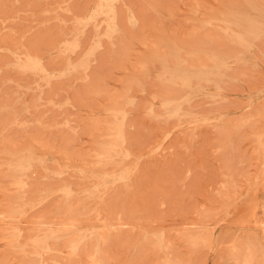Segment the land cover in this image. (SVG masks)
I'll return each mask as SVG.
<instances>
[{
    "label": "rangeland",
    "instance_id": "374dc122",
    "mask_svg": "<svg viewBox=\"0 0 264 264\" xmlns=\"http://www.w3.org/2000/svg\"><path fill=\"white\" fill-rule=\"evenodd\" d=\"M263 170L264 0H0V264H264Z\"/></svg>",
    "mask_w": 264,
    "mask_h": 264
},
{
    "label": "bare ground",
    "instance_id": "6f19581e",
    "mask_svg": "<svg viewBox=\"0 0 264 264\" xmlns=\"http://www.w3.org/2000/svg\"><path fill=\"white\" fill-rule=\"evenodd\" d=\"M79 29V28H78ZM196 29V28H195ZM191 33V32H190ZM146 41H148V40H146ZM144 42V41H143ZM141 44H142V42H141ZM145 44V43H144ZM76 46V45H75ZM78 77H79V75H78ZM73 83V82H72ZM31 119V118H30ZM69 155V154H68ZM68 157V156H67ZM85 161V160H84ZM264 171V170H263ZM264 178V177H263ZM250 218V217H249ZM235 249V248H234ZM240 249V248H239ZM239 261V260H238ZM248 262H249V260H248ZM246 263V262H245Z\"/></svg>",
    "mask_w": 264,
    "mask_h": 264
}]
</instances>
